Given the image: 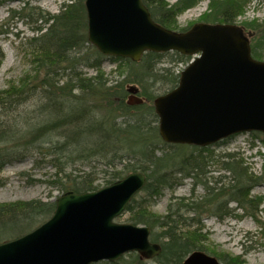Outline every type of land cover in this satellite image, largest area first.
I'll list each match as a JSON object with an SVG mask.
<instances>
[{
  "label": "trees",
  "instance_id": "obj_1",
  "mask_svg": "<svg viewBox=\"0 0 264 264\" xmlns=\"http://www.w3.org/2000/svg\"><path fill=\"white\" fill-rule=\"evenodd\" d=\"M154 22L175 32L177 17L201 0H141ZM249 0H208L207 11L196 22L237 24ZM23 3L13 14L32 23L33 36L23 45L31 67L0 90V173L6 165L35 155L33 164L48 159L54 168L50 182L60 194H83L139 172L146 183L125 207L126 222L149 228V241L160 245L152 260L138 254L123 255L116 262L95 264H182L200 251L221 264H245L242 256L216 253L206 246L201 220L205 212L221 221L244 210L258 221L260 196L251 190L261 180L236 153L216 156L212 147L166 144L158 134L153 101L174 89L178 65L191 57L177 52H145L138 62L100 54L87 41L84 0H65L57 14ZM40 22V23H39ZM250 39L253 59L264 60V18L260 23L238 21ZM115 65L104 73L102 63ZM171 66L160 67L164 60ZM3 52L0 48V64ZM81 68L94 72L87 76ZM116 74L111 78L109 75ZM135 87L141 104H128V88ZM35 101L28 110L27 105ZM26 108L22 114L20 109ZM264 159V138L262 140ZM216 164L227 175L207 178L208 165ZM211 179V180H208ZM191 181L189 198H175L167 212L158 215L151 207L165 191ZM194 186L204 190L192 198ZM57 198V197H56ZM32 199L0 204V244L17 239L43 224L55 211V200ZM235 204L234 209L228 205Z\"/></svg>",
  "mask_w": 264,
  "mask_h": 264
},
{
  "label": "water",
  "instance_id": "obj_2",
  "mask_svg": "<svg viewBox=\"0 0 264 264\" xmlns=\"http://www.w3.org/2000/svg\"><path fill=\"white\" fill-rule=\"evenodd\" d=\"M87 41L103 56L138 62L145 52L194 57L178 85L153 101L158 133L166 144L208 147L232 135L264 134V61L252 58L249 40L234 24L196 23L187 31L166 29L141 0H84ZM127 103L141 104L128 88ZM146 183L134 172L83 194L65 192L52 216L33 231L0 244V264H95L136 253L160 254L149 228L117 223ZM183 264H221L200 251Z\"/></svg>",
  "mask_w": 264,
  "mask_h": 264
},
{
  "label": "rangeland",
  "instance_id": "obj_3",
  "mask_svg": "<svg viewBox=\"0 0 264 264\" xmlns=\"http://www.w3.org/2000/svg\"><path fill=\"white\" fill-rule=\"evenodd\" d=\"M65 0H0V48L3 52V60L0 64V90L7 87L11 82H17L19 77L30 69L31 64L27 58L26 48L23 45L26 38L33 36L32 23L28 19L13 14L11 11H19L23 3L29 6L38 7L49 14H57L60 5ZM170 0L169 3H173ZM27 5V6H28ZM208 0H201L195 7L186 10L177 17L179 28H185L190 23H196L201 15L207 11ZM264 18V3L257 0H249L244 12L238 21L260 23ZM236 22L237 24L239 22ZM40 23V22H39ZM168 59L164 60L160 67L168 65ZM187 64L178 65L175 72L183 70ZM115 65L109 60L102 63L104 73L108 74L114 70ZM87 76L94 72L87 68H81ZM111 78L117 75H109ZM35 101L27 105L33 108ZM26 108L20 109L22 114ZM262 133H240L229 137L224 143L212 147L216 156L227 153H238L244 160L250 172L255 176H260L261 180L251 190V196H260L261 205L257 210L258 221L246 215L244 210H235L234 215L219 221L210 212H205L202 216V233L207 236L205 244L216 253H225L231 256H242L245 264H264V159ZM35 155L28 156L22 161L13 162L6 165L0 173V204L14 201H27L39 199L41 201L52 200L60 195L52 185L54 178V168L45 160L37 165L33 164ZM207 178H217L219 175H227L220 170V166L209 164ZM211 180V179H208ZM103 179L102 174L96 184L101 188ZM191 181L186 180L177 186L174 191H165L154 201L151 210L164 215L167 212L169 203L175 198H189ZM204 190L199 186H194L192 198H199ZM190 199V198H189ZM235 204L228 205V209H234ZM127 214H122L116 219L117 223H125Z\"/></svg>",
  "mask_w": 264,
  "mask_h": 264
},
{
  "label": "flooded vegetation",
  "instance_id": "obj_4",
  "mask_svg": "<svg viewBox=\"0 0 264 264\" xmlns=\"http://www.w3.org/2000/svg\"><path fill=\"white\" fill-rule=\"evenodd\" d=\"M258 2H263L264 3V0H257ZM249 38V37H248ZM249 43H250V39H249Z\"/></svg>",
  "mask_w": 264,
  "mask_h": 264
},
{
  "label": "bare ground",
  "instance_id": "obj_5",
  "mask_svg": "<svg viewBox=\"0 0 264 264\" xmlns=\"http://www.w3.org/2000/svg\"><path fill=\"white\" fill-rule=\"evenodd\" d=\"M160 246V245H159ZM192 253V252H191ZM189 255V254H188Z\"/></svg>",
  "mask_w": 264,
  "mask_h": 264
}]
</instances>
